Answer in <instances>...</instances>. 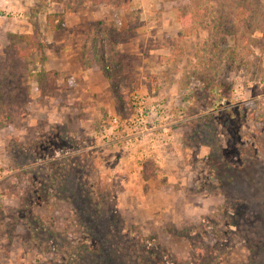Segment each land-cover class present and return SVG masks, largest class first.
Listing matches in <instances>:
<instances>
[{
    "label": "rangeland",
    "instance_id": "1",
    "mask_svg": "<svg viewBox=\"0 0 264 264\" xmlns=\"http://www.w3.org/2000/svg\"><path fill=\"white\" fill-rule=\"evenodd\" d=\"M238 1L0 0V78L10 36L35 35L45 57L47 50L59 56L65 28L50 30L46 16L63 14L65 24L66 12L87 7L85 18L97 19L88 38L92 66L107 83L101 112L91 107L90 114L70 100L59 72L49 70L57 90L39 98L30 72L46 71V60L27 72L16 65L7 84L1 79L0 91L6 85L17 105L0 111V264H203L198 249L224 226L223 205L264 219L253 182H264V0H249L248 14ZM131 94L147 98V107L167 105L166 132L155 133L170 138L150 157L128 155L99 131L111 116L131 118ZM242 107L250 117L231 121L229 110ZM233 128L243 147L230 139ZM23 173L40 179L44 197L36 205H20ZM203 220L216 225L206 236ZM83 236L104 254L82 245L65 261L61 254ZM230 243L221 264H264V244L253 249L236 235Z\"/></svg>",
    "mask_w": 264,
    "mask_h": 264
},
{
    "label": "trees",
    "instance_id": "2",
    "mask_svg": "<svg viewBox=\"0 0 264 264\" xmlns=\"http://www.w3.org/2000/svg\"><path fill=\"white\" fill-rule=\"evenodd\" d=\"M82 2L83 0H79ZM93 4L95 3H101L104 0H90ZM249 0H239L237 4V9L239 11L241 10L242 13H247L248 11L252 12V8L249 7L250 2ZM236 15V14H235ZM240 16V14H238ZM255 16H251L248 20L252 21ZM245 22H247V19ZM46 26L50 28V30L59 31L65 28V24L63 21V14H54V15H47L45 20ZM11 42L9 45L5 48L3 51L5 56V70L6 74H3V77L0 78L4 80V84H7L8 80L12 79L11 75L16 70V65L22 64L23 71L27 72L28 67L34 66V64H43L46 60L45 57V45L40 42L35 35H14L10 36ZM96 40V39H95ZM98 41H96L97 43ZM100 45H96L94 50H97L100 54ZM3 65L0 64V69ZM35 70V69H34ZM32 71L31 74L34 72V76L30 78L31 80L35 81L37 84L36 91L38 92L39 98L43 99L48 96H50L54 91L57 90V75L56 73L52 71ZM103 71V68H102ZM104 73V72H103ZM29 74V77L30 75ZM11 77V78H10ZM106 77V76H105ZM109 80L110 83V92L112 93L114 99L116 102H119V105L121 103V97L118 93L116 85L113 83L112 78L108 76L106 78ZM3 86V85H2ZM2 91H0V111L5 114H10L12 111V107L16 106L15 104H10L8 100V95L5 93L7 90L6 85L2 87ZM30 91L31 88L27 86L25 88V93L27 95L25 99V103H28L30 99ZM19 104V103H18ZM20 107V106H19ZM120 107L118 106V110ZM21 110V109H20ZM232 110V109H231ZM230 112V119L233 121L235 118H240L241 116L245 118H249V110H246L245 108H239L237 111H231ZM234 113V114H233ZM227 126H230V122L226 123ZM234 134V135H233ZM233 134L231 135L230 139L233 140V142L238 147H243V144L241 141V136L238 133V130L233 128ZM233 146L228 144L226 147V150H230ZM237 148V147H236ZM240 152V151H239ZM23 181L26 183V187L21 190V192H18L20 197V205L22 206L26 201L30 202L32 205H36L37 199H41L44 197V192L41 191V182L40 179L35 177L33 174L23 173L21 175ZM262 179V178H261ZM260 180L253 181L256 184V187H254L255 193H257L258 196H261L259 199V204L264 205V182ZM66 186H78L80 191L85 194L87 192V189L85 192H83V188L81 185H73V184H67L65 182ZM89 188V187H87ZM80 193V194H82ZM30 207V206H29ZM28 208V207H27ZM243 206L237 205V208L230 207L228 205H223L222 208H220V211L223 215V221L224 226L222 229L214 228V232L211 235V243L208 244V242L205 241L201 244V247L198 249L200 254L205 256V261L203 264H221L220 260L224 257H227L230 250V245L232 241V237L234 235L239 236L241 238L242 242H246L250 247H253V249H256V247L262 246L264 244V235L263 231L259 229L260 225L264 229V219L261 217H257L254 215L245 216L243 211ZM243 212V214H242ZM95 219L100 220V218L95 217ZM243 221H242V220ZM243 223V224H242ZM203 224L205 227L204 233L205 236L207 234L208 229L212 226H216L213 223L208 222V220H203ZM85 238V239H84ZM82 241V242H81ZM79 243H72L66 248L61 256L65 259V261L70 258H72L74 252L78 249V251L82 250V245L85 247V250H89L91 252H94L95 254H104L101 251H103L102 247L100 246L99 242L95 239L87 238V236H83V239ZM85 241V242H84ZM82 253L78 252V255H81ZM75 255V254H74ZM113 258V257H110ZM109 259V255L107 257V260Z\"/></svg>",
    "mask_w": 264,
    "mask_h": 264
},
{
    "label": "crops",
    "instance_id": "3",
    "mask_svg": "<svg viewBox=\"0 0 264 264\" xmlns=\"http://www.w3.org/2000/svg\"><path fill=\"white\" fill-rule=\"evenodd\" d=\"M84 8L77 9L76 12H66L65 8V48L62 49L63 51L59 56H54L52 51L47 50L46 62L42 69L59 72L61 80L65 77V81L71 86L72 90L70 100L77 102L78 106H89L88 111L91 114V107L97 110L98 113L101 112L104 105L103 100L105 99L103 95H100L103 92L102 86H107V83H105L106 81L100 71L92 66L94 55L89 50L88 38L92 30L91 23L97 21V19L93 17L85 18L84 13L89 9ZM93 8L91 6V9ZM158 25L159 22H156L155 27ZM145 26L154 27L149 25V21ZM143 28L145 27L143 26ZM17 29L20 32H27L28 30L26 25H20ZM140 31H143V29L141 28ZM147 31L145 30V32ZM146 34L150 35V32Z\"/></svg>",
    "mask_w": 264,
    "mask_h": 264
},
{
    "label": "built area",
    "instance_id": "4",
    "mask_svg": "<svg viewBox=\"0 0 264 264\" xmlns=\"http://www.w3.org/2000/svg\"><path fill=\"white\" fill-rule=\"evenodd\" d=\"M130 97L134 111L131 118L122 121L117 116H111L108 124H102L99 131L109 134L108 140L120 144L128 155L134 152L141 157H150L151 153L165 146L170 138V134L155 133L163 128L162 124L168 117L167 105L160 101L147 107V98L137 94H131ZM165 130L166 128L162 129V132L165 133Z\"/></svg>",
    "mask_w": 264,
    "mask_h": 264
}]
</instances>
